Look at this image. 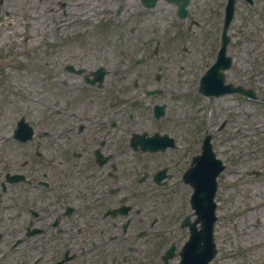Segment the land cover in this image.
Returning a JSON list of instances; mask_svg holds the SVG:
<instances>
[{
	"label": "flooded vegetation",
	"instance_id": "af4514ba",
	"mask_svg": "<svg viewBox=\"0 0 264 264\" xmlns=\"http://www.w3.org/2000/svg\"><path fill=\"white\" fill-rule=\"evenodd\" d=\"M211 3L189 5L203 47L221 27L224 2ZM14 4L0 0V20L13 17ZM67 22L53 61L44 59L42 97L10 99L8 114L0 113V264H159L188 234L180 221L192 212V186L183 178L191 139L176 136L183 128L166 102L164 115H154L169 90L147 93L159 79H127L110 57L107 31ZM140 32L120 33L140 41ZM159 135L172 145L141 151Z\"/></svg>",
	"mask_w": 264,
	"mask_h": 264
},
{
	"label": "rangeland",
	"instance_id": "374dc122",
	"mask_svg": "<svg viewBox=\"0 0 264 264\" xmlns=\"http://www.w3.org/2000/svg\"><path fill=\"white\" fill-rule=\"evenodd\" d=\"M56 1L16 0L13 22L7 24L0 21V102L6 101L1 103L5 111L1 109L0 113L8 114V108H11L8 98L12 99L19 91L26 90V96L40 95L41 78L44 75L41 60L47 47L59 37L58 33L66 29L57 31L60 11L57 10ZM86 1L80 0L85 6ZM96 1L103 3L102 12L97 17H90L96 24L104 18L108 28L116 30L118 20H126L129 29L133 23L141 20L139 27L143 26L149 31V22L153 16L157 21L160 19L158 29L162 30L163 37L169 35L168 31H164L166 22L162 19H167L170 24L169 14L165 11L170 6L165 2L160 1L153 9L146 10L139 0ZM260 2L264 4V0H257V4ZM120 5L122 11L115 16L114 11ZM251 10L249 5L238 1L234 24L230 30L232 42L228 48L233 63L225 75L228 81L246 87L253 85L260 94L264 93V18H257ZM38 15L42 17L40 23L45 22V25L43 29L39 25L35 26V34H31V38L37 41V45L31 46L28 44L29 29ZM238 26L244 28L240 36L234 31ZM16 51L20 56L14 60ZM199 53H162L157 57L152 56L147 65L160 62L164 65L165 79L180 81L184 93L188 94L174 97L171 105L176 116L186 119L188 132L192 126L193 130L200 129L210 134L216 155L226 163L219 176L218 220L214 230L220 253L212 264H264V103L256 101L253 104L249 99L230 93L216 98L200 96L195 90L197 84L194 81L198 77L197 69L203 70L209 59L205 52V63L200 66ZM134 55H127V63L133 60ZM252 59L257 61L255 68L252 67ZM15 66H18L16 71L21 78L15 77ZM7 69L11 70L12 76L5 78ZM22 69H25L24 73L19 72ZM14 87L16 90L7 92V89L11 91ZM214 100L217 102L213 103ZM253 171H257V174ZM229 255H233V258L228 259Z\"/></svg>",
	"mask_w": 264,
	"mask_h": 264
},
{
	"label": "water",
	"instance_id": "95a60500",
	"mask_svg": "<svg viewBox=\"0 0 264 264\" xmlns=\"http://www.w3.org/2000/svg\"><path fill=\"white\" fill-rule=\"evenodd\" d=\"M154 0H148L147 2L149 4H152ZM217 65L216 63L213 64V66L210 69L216 68ZM209 76L207 74L206 78ZM206 80V79H205ZM205 89V83H201V90L204 91ZM225 89H229V85L225 86ZM210 154V151H209ZM207 203H206V208L204 209L203 214V228H202V237L199 236L198 239L204 240V246L207 245L208 249L207 251L204 250H199L195 252L194 255L187 254V249L184 250L182 253L183 259L180 264H205L207 259L211 256L213 250L211 249V227H212V222H213V207L211 206L210 203V197L209 195L207 196Z\"/></svg>",
	"mask_w": 264,
	"mask_h": 264
},
{
	"label": "bare ground",
	"instance_id": "6f19581e",
	"mask_svg": "<svg viewBox=\"0 0 264 264\" xmlns=\"http://www.w3.org/2000/svg\"><path fill=\"white\" fill-rule=\"evenodd\" d=\"M86 6H87V11L88 12H91V17H97V14L100 13V11L102 12L103 10V3L101 1V4H99L96 0H87L86 1ZM100 9V10H99ZM99 10V11H98ZM32 19H34V14L32 15ZM42 19V17L40 15L37 16V19L35 21H32L33 22V25L31 26V28L29 29V32H30V37H29V40H28V44L31 45V46H35L37 45V41L33 38H31V34H35V26L36 25H39L42 27V29L44 28V25H45V22L43 23H40V20ZM84 20H89L90 18L88 17H83ZM28 23H30V20H28ZM29 27H30V24H29ZM49 33H51V31H49ZM42 42V40H41ZM20 56V53L18 51H16V53L14 54V60L19 58ZM14 70V75L15 77H19L21 78L19 75H18V66H15V68L13 69ZM21 73H24L25 72V69H22L21 71H19ZM6 74L5 75V78L7 77H10L12 76V72L10 69H7L5 71ZM29 74L31 73H34V72H28ZM8 75V76H7ZM3 86V85H2ZM13 90H15V87L14 89H12L11 91L9 89H7V92H13ZM25 94V93H23ZM217 101L214 100L213 103H216ZM228 106L231 108L232 105L231 104H228ZM210 113V111L208 112V114Z\"/></svg>",
	"mask_w": 264,
	"mask_h": 264
}]
</instances>
